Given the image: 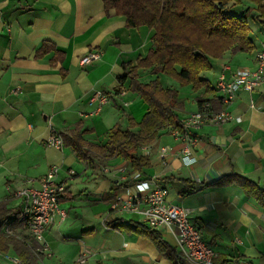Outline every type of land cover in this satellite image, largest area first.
<instances>
[{
    "label": "crops",
    "instance_id": "obj_1",
    "mask_svg": "<svg viewBox=\"0 0 264 264\" xmlns=\"http://www.w3.org/2000/svg\"><path fill=\"white\" fill-rule=\"evenodd\" d=\"M239 1L231 7L237 14L256 7ZM254 13L247 17L253 49L226 50L199 74L210 91L163 81L152 67L137 68L138 81L157 78L162 87L175 89L181 122L201 101L221 109L220 76L228 79L232 71L252 67L255 54L264 51V24ZM152 35L146 26L127 28L125 17L113 9L105 12L102 0H0V201L21 207L14 193L38 187L51 165L59 166L58 180L66 186L44 233L46 253L34 250L41 252L38 264H71L83 253L86 264H174L146 235L109 223L142 221L125 208L136 192V173L150 188L165 187L167 202L191 211L189 219L215 260L264 264V208L232 181V175H241L264 188V82L236 91L224 106L231 120L189 128L195 158L190 165L180 159L183 143L171 126L138 149L149 161L141 171L118 156L86 164L69 146L46 142L52 132L78 127L86 141L104 144L111 129L128 128L129 118L141 120L147 104L128 88L129 77L123 82L119 77L152 48ZM91 49L100 57L81 64L80 57ZM163 145L171 147L166 164L159 157ZM223 176L225 183L210 185ZM14 229L18 234L20 228ZM156 230L177 253L170 229ZM22 232L27 234L26 227ZM1 254L17 257L12 248ZM0 264L13 263L2 257Z\"/></svg>",
    "mask_w": 264,
    "mask_h": 264
},
{
    "label": "trees",
    "instance_id": "obj_2",
    "mask_svg": "<svg viewBox=\"0 0 264 264\" xmlns=\"http://www.w3.org/2000/svg\"><path fill=\"white\" fill-rule=\"evenodd\" d=\"M102 1L105 12L113 9L116 14L125 17L127 28L146 26L153 29L152 48L137 60L134 67L119 77L122 82L129 77L128 88L144 100L147 111L139 122L129 118L128 128L111 129L104 144L86 141L78 127L68 133H60V136L63 145L69 146L86 164L98 158L118 156L133 171H141L149 165V161L146 156L138 153V149L152 141L160 128L171 126L182 131L183 124L176 114L179 105L177 91L162 87L157 78L147 83L139 82L137 68L152 67L154 73L169 75L180 85L190 84L194 90L204 87L210 91L209 83L199 74L210 70L212 59L220 57L226 50L247 52L253 49V43L248 37L247 17L255 12L253 18L264 24V1L249 0L256 7L253 10L246 7L238 14L231 7L239 3V0ZM226 180V176H223L210 185L225 183ZM232 181L264 208V188L241 175H232ZM20 210L21 207L8 206L6 201H0V252L6 253L12 248L18 258V262L13 264H38L41 252L34 250L40 249L41 245L29 235L21 234L26 224L20 219ZM109 223L116 228L133 229L146 235L159 252L174 264H187L158 230L149 228L143 221L126 222L115 218ZM17 226L21 231L18 234L7 230Z\"/></svg>",
    "mask_w": 264,
    "mask_h": 264
},
{
    "label": "built area",
    "instance_id": "obj_3",
    "mask_svg": "<svg viewBox=\"0 0 264 264\" xmlns=\"http://www.w3.org/2000/svg\"><path fill=\"white\" fill-rule=\"evenodd\" d=\"M99 57L100 52L91 49L80 57L79 62L87 64ZM262 82H264V51L255 54V63L252 67L236 69L230 73L228 79L220 76L217 89L221 93L223 107L214 110L208 101H204L195 112L182 121L183 130H176V137L183 143L179 154L184 165H190L195 161V158L190 156L194 139L189 128L231 120L232 116L224 106L235 97L236 91L241 88L253 90ZM46 142L55 147L63 145L61 136L56 132H52ZM170 151L169 145L159 148L162 164H166ZM58 173L59 166L51 165L40 178L38 187L25 186L14 193L21 199L20 219L26 224L27 234L41 245L39 251L45 250L44 233L59 211L60 199L66 192L65 184L58 180ZM139 177L140 174L136 173L134 176L136 181L133 183L136 192L125 201V208L138 214L151 228H169L175 239L177 254L187 264H225L214 259L212 247L203 241L200 229L189 219L191 211L167 202L165 187L150 188L149 183L139 180ZM9 259L12 263L18 262L17 257ZM86 260V254L83 253L71 264H86Z\"/></svg>",
    "mask_w": 264,
    "mask_h": 264
},
{
    "label": "rangeland",
    "instance_id": "obj_4",
    "mask_svg": "<svg viewBox=\"0 0 264 264\" xmlns=\"http://www.w3.org/2000/svg\"><path fill=\"white\" fill-rule=\"evenodd\" d=\"M161 76H163V81H176L174 78H172V77H170L169 75H166V74H162ZM177 82V81H176ZM178 83V82H177ZM10 229V230H9ZM8 231H11L12 230V232L14 233L16 230L15 229H11V228H8L7 229ZM21 234H25L24 232H22ZM26 235H28V234H26ZM42 252H44V253H46V251L45 250H41ZM4 254H1L0 255V258H2V257H4L5 259H9V258H11L12 257V255H10V254H5L4 256H3ZM10 260V259H9Z\"/></svg>",
    "mask_w": 264,
    "mask_h": 264
}]
</instances>
